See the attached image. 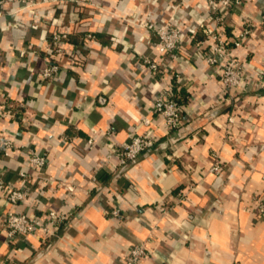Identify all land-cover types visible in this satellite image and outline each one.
Returning a JSON list of instances; mask_svg holds the SVG:
<instances>
[{
	"label": "crops",
	"instance_id": "0c3cea01",
	"mask_svg": "<svg viewBox=\"0 0 264 264\" xmlns=\"http://www.w3.org/2000/svg\"><path fill=\"white\" fill-rule=\"evenodd\" d=\"M262 8L264 0H244L218 28L230 41L245 20L251 25L227 54L241 65L243 84L222 99L204 59L207 0L0 4V140H10L6 149L0 143V183L25 192L15 204L0 193V264H125L128 245L142 239L148 254L140 264H264V211H254L264 194V91L249 86L264 71ZM169 15L180 32L174 57L160 54L154 31L142 25ZM56 32L66 33L62 52L48 55ZM48 56L60 71L42 79ZM171 84L181 124L159 131L118 172L110 153L130 129L147 130L143 116L161 123L151 107ZM33 153L45 158L38 172L27 162ZM213 153L218 173L209 170ZM114 206L119 216L109 214ZM9 210L42 220L49 210L69 215L56 227L47 223L53 235L8 239Z\"/></svg>",
	"mask_w": 264,
	"mask_h": 264
},
{
	"label": "built area",
	"instance_id": "2783aa9c",
	"mask_svg": "<svg viewBox=\"0 0 264 264\" xmlns=\"http://www.w3.org/2000/svg\"><path fill=\"white\" fill-rule=\"evenodd\" d=\"M5 0H0L2 4ZM244 0H207V12L211 17L212 25H206L203 32L206 38L211 39V46L209 52L204 56L208 65L214 67L218 79L222 84V99L225 97L232 98L238 87L243 84L242 74L240 72L241 65L237 60L227 58L230 46L237 47L242 40L251 32L250 23L245 20L243 26L238 34L234 35L230 41L226 40L219 32L225 20V16L233 10L238 9ZM173 15V14H172ZM172 15L168 19L163 20L159 25L152 22H145L142 25L154 31L157 37V50L160 54H170L172 57L176 55V51L180 44V32L178 27L174 24ZM258 22L264 26V8L259 13ZM90 37L91 34L87 33ZM66 38V33L56 32L51 36L50 45L47 51L51 53L62 52V43ZM22 53V52H20ZM49 57V56H48ZM142 62L146 64L153 72H159V66L156 61L149 56H142ZM60 65L57 61L49 57L48 63L41 71L42 79H49L60 71ZM178 76V74H174ZM251 88L264 91V71L256 78L253 83H249ZM173 85H168L165 89L158 92L155 96L154 105L151 107V112L159 117L161 123L154 125L148 116L141 118V123L147 127L143 133L135 132V129H130L128 132V139L124 145L114 149L110 154L116 158L117 171L123 172L127 165L134 161L136 157L143 151L152 147L155 143L158 132L168 133L176 129L182 122V109L178 95L173 90ZM10 106L3 105L1 111L5 115H13L10 113ZM232 121V117H228ZM88 142H91L88 140ZM1 146L6 149L10 146V140H0ZM212 163L209 168L210 171L218 173L221 170V163L218 155L213 153ZM28 165L34 168L37 172L41 170L45 163V158L41 154H30L27 159ZM21 176L25 173L20 172ZM95 178L93 177V180ZM0 193L7 199L8 202L15 204L25 197V192L15 189L0 183ZM254 211H264V194L254 205ZM110 215L119 216L120 212L117 206L110 208ZM69 213L59 210H49L44 216L43 220L39 216L28 215L25 212L9 210L4 214L3 227L5 229L8 239H14L18 235H28L41 230L47 235H53L54 230L47 227V223L53 224L56 227L59 223L66 220ZM146 241L138 240L128 245L124 262L125 264H140L147 256Z\"/></svg>",
	"mask_w": 264,
	"mask_h": 264
}]
</instances>
